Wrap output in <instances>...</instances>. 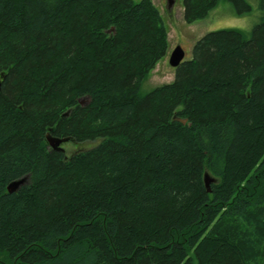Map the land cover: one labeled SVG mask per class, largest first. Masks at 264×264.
<instances>
[{
	"label": "trees",
	"instance_id": "16d2710c",
	"mask_svg": "<svg viewBox=\"0 0 264 264\" xmlns=\"http://www.w3.org/2000/svg\"><path fill=\"white\" fill-rule=\"evenodd\" d=\"M168 38L153 0H0V264H264V19L143 94Z\"/></svg>",
	"mask_w": 264,
	"mask_h": 264
},
{
	"label": "rangeland",
	"instance_id": "374dc122",
	"mask_svg": "<svg viewBox=\"0 0 264 264\" xmlns=\"http://www.w3.org/2000/svg\"><path fill=\"white\" fill-rule=\"evenodd\" d=\"M135 1L138 2L140 0ZM249 1L252 4L251 11L239 14L231 1L220 0L219 4L210 11L208 16L198 19L193 23H188L185 20L184 0H177L172 12H169L167 9V0H153L163 15L168 30L169 53L157 63L156 68L151 71L147 79L143 82L142 93H149L156 87L165 83H171L174 80L175 68L170 65L169 58L171 52L177 46L180 45L184 48L186 53L185 61L193 58V47L195 43L211 31L237 29L242 31L246 37H250L254 27L263 21L264 11L259 7L258 0ZM88 101V98H83V103H87ZM95 144L96 141L80 143L68 141L62 146L65 148V154L72 156L80 151L90 149Z\"/></svg>",
	"mask_w": 264,
	"mask_h": 264
},
{
	"label": "water",
	"instance_id": "95a60500",
	"mask_svg": "<svg viewBox=\"0 0 264 264\" xmlns=\"http://www.w3.org/2000/svg\"><path fill=\"white\" fill-rule=\"evenodd\" d=\"M176 1L177 0H167V9L169 10V12L173 11ZM185 55L186 53L184 48L180 45L177 46L170 54V58H169L170 65L174 68H177L178 66L181 65V63H183ZM81 103H83V99H81ZM70 111L71 110H68L66 114H69ZM175 119L182 121L184 124L187 122L186 118L175 117ZM71 140L72 138L70 136H65V137L55 136L50 132L47 134V142L49 143V146L56 151L65 152V148L62 146V144ZM28 177L29 175H26L24 177H21L19 179L10 182L8 184V191L10 193L18 191L20 187L28 181ZM216 180L217 179L211 176L208 172L205 173L204 181L208 188V191H211V185Z\"/></svg>",
	"mask_w": 264,
	"mask_h": 264
},
{
	"label": "flooded vegetation",
	"instance_id": "af4514ba",
	"mask_svg": "<svg viewBox=\"0 0 264 264\" xmlns=\"http://www.w3.org/2000/svg\"><path fill=\"white\" fill-rule=\"evenodd\" d=\"M63 144H64V143H63ZM63 144H62V145H63Z\"/></svg>",
	"mask_w": 264,
	"mask_h": 264
}]
</instances>
